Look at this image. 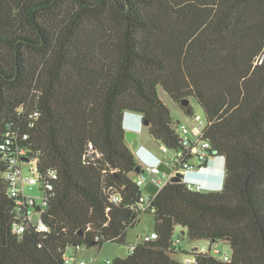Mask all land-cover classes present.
<instances>
[{
  "label": "trees",
  "instance_id": "trees-1",
  "mask_svg": "<svg viewBox=\"0 0 264 264\" xmlns=\"http://www.w3.org/2000/svg\"><path fill=\"white\" fill-rule=\"evenodd\" d=\"M159 87L199 102L212 156L226 158L224 184L171 180L156 211H141L126 112L183 148ZM8 132L28 135L27 159L59 178L43 214L50 231L15 234L0 155V264H68L71 245L125 243L143 212L158 238L110 264H264V0H0V145ZM176 226L229 244L231 260L195 250L197 263L177 259Z\"/></svg>",
  "mask_w": 264,
  "mask_h": 264
},
{
  "label": "built area",
  "instance_id": "built-area-1",
  "mask_svg": "<svg viewBox=\"0 0 264 264\" xmlns=\"http://www.w3.org/2000/svg\"><path fill=\"white\" fill-rule=\"evenodd\" d=\"M194 116V114H193ZM193 133L191 129L182 124L180 120L176 121L174 127L178 134L183 139V148L171 149L174 151L173 157L167 162L170 171L162 169V161H148L143 155H139L141 167L134 172V178L137 184L143 188V185L147 181H151L157 192L160 191L169 181L172 180L178 172L183 173L182 181H184L191 189H204V185L200 177V173H207L209 164L214 159L220 156H212V143L206 138V130L209 126V122L206 115L202 116L197 114L194 116ZM20 138L26 140L28 135H22L13 132H8L4 141L0 145V155L7 162V169L4 173V177L8 185V195L15 199V206L13 208L14 221L12 224V231L15 234H22L26 231L29 224H32L39 232L50 231L49 225L44 222L43 214L47 207L49 193L54 189V182L59 178L58 171L56 169H49L46 173H40L37 170V159L29 158V148L19 144ZM163 145V144H162ZM93 148V145H90ZM164 151L169 148L166 145L162 146ZM26 160L29 164L34 163L35 168L31 171H36L38 177L26 175L23 169V161ZM142 161V162H141ZM196 167H199L198 169ZM39 182L44 192L41 198V203H37L33 196L26 193L27 185L36 184ZM156 194L143 193L135 205L141 211L155 212L156 207L154 205ZM114 203L121 200L120 195L114 194L111 199ZM158 238V233L153 231L151 234L143 236V241H150ZM180 241L176 242V250L179 248ZM134 246L131 247L133 249ZM197 253L212 252L214 255L222 258L225 261L231 260V251L223 250L219 243L208 241L206 246L195 250ZM65 259L67 263L76 261L77 258L74 255H67L65 253ZM188 263H197L195 255H189L184 259ZM79 264H88L85 261H80Z\"/></svg>",
  "mask_w": 264,
  "mask_h": 264
},
{
  "label": "rangeland",
  "instance_id": "rangeland-1",
  "mask_svg": "<svg viewBox=\"0 0 264 264\" xmlns=\"http://www.w3.org/2000/svg\"><path fill=\"white\" fill-rule=\"evenodd\" d=\"M159 93L163 101L166 105L170 108L172 112V116L174 117L175 121L180 120L182 124L187 125L192 133H193V123H194V116L197 114H201L202 116L205 115L203 108L199 104V102L195 98H190V105L193 110V115L186 114V112L181 108L180 103L174 101L167 92L162 88L159 87ZM129 115L125 114V122L128 121ZM141 129L136 131L138 133L137 138L133 142H128L130 148L136 152L139 145L142 143L148 144L153 146L156 150L161 151V155L165 160L164 165H162L163 170L169 169L166 162L173 157L174 151L168 149L164 151L162 149V144H159L157 140L151 135L147 126H144L142 120H138ZM136 122V120H135ZM140 161V159H139ZM142 162V161H141ZM35 168L34 163H28L26 160L23 161V169L26 175L38 177L37 172L31 171ZM200 177L207 178L210 175L207 173L201 172ZM150 188L148 189L147 184L143 185V191L146 192H155L157 189L156 187L150 184ZM26 193L30 196H33L37 203H41V198L43 197V190L42 186L39 182L32 185H27ZM155 226V218L153 213L143 212L140 220L137 223L130 227L127 232L126 242L125 243H117V242H105L102 246L100 245H91V246H75L71 245L67 248L66 253L67 255H74L76 256L77 260L69 262L68 264H79L80 261H85L88 264H110V262L115 259L116 257H126L129 255L131 251V247L143 241L142 237L146 236L147 234H151L154 231ZM184 231V233H183ZM175 236L181 238V245L179 243V248L174 253V256L179 260H184L187 256L191 255L189 252L193 250H198L201 247L208 244L206 239H192L188 235L187 231L180 226H176L175 229ZM194 246H199L198 248H194ZM219 246L226 251H231V247L229 244L219 243Z\"/></svg>",
  "mask_w": 264,
  "mask_h": 264
},
{
  "label": "crops",
  "instance_id": "crops-1",
  "mask_svg": "<svg viewBox=\"0 0 264 264\" xmlns=\"http://www.w3.org/2000/svg\"><path fill=\"white\" fill-rule=\"evenodd\" d=\"M126 114L129 115V118H128V121L125 122V127L135 130V131H139L141 129V126L137 122H139L138 121L139 119L142 120V115L136 112H133V111H127ZM138 150H139V153L142 154L148 161H152V162L162 161L163 162L162 165H164L165 160L163 159L161 155V151L156 150L153 146L142 143L139 145L136 152ZM225 167H226L225 156H220L219 158L214 159L213 161L210 162L209 168L207 170V174L210 176L201 180V183L204 185L203 190L222 189L223 184H224V177H225ZM166 171L169 172L170 168L167 169ZM145 184H147L148 189L151 187L150 184L153 185V187L155 186L151 181H147ZM146 193L157 194V190L155 192H146ZM178 240L181 242L180 239ZM180 246H182L181 243H180ZM198 247L199 246H196V247L194 246V248H198Z\"/></svg>",
  "mask_w": 264,
  "mask_h": 264
},
{
  "label": "water",
  "instance_id": "water-1",
  "mask_svg": "<svg viewBox=\"0 0 264 264\" xmlns=\"http://www.w3.org/2000/svg\"><path fill=\"white\" fill-rule=\"evenodd\" d=\"M190 104V99L189 98H185L183 100H181L180 105H188ZM126 128V127H125ZM138 136V133L135 130L126 128V139L128 142H133ZM197 169L199 167H196ZM137 170H139V168H137ZM183 173L182 172H178L174 177H172V181H182L183 178Z\"/></svg>",
  "mask_w": 264,
  "mask_h": 264
},
{
  "label": "clouds",
  "instance_id": "clouds-1",
  "mask_svg": "<svg viewBox=\"0 0 264 264\" xmlns=\"http://www.w3.org/2000/svg\"><path fill=\"white\" fill-rule=\"evenodd\" d=\"M136 153H137L138 157H139V155H142V154L139 153V150Z\"/></svg>",
  "mask_w": 264,
  "mask_h": 264
}]
</instances>
